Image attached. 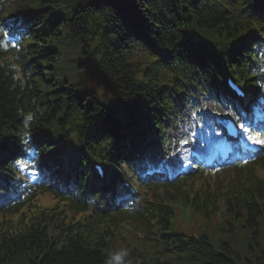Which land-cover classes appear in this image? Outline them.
Returning a JSON list of instances; mask_svg holds the SVG:
<instances>
[{"label": "trees", "instance_id": "16d2710c", "mask_svg": "<svg viewBox=\"0 0 264 264\" xmlns=\"http://www.w3.org/2000/svg\"><path fill=\"white\" fill-rule=\"evenodd\" d=\"M204 1L12 0L10 9L27 14L30 20L26 40L30 44L15 57L23 72L29 71L32 77L26 75L28 84L22 88L14 87L12 77L0 68V137L6 149L15 145L1 158L3 165L9 155L15 156L23 149L19 132L25 125L37 126L35 141L41 146V163L46 170L50 169L46 168L48 151L56 146L57 137L45 130L72 120L92 149L108 136L121 135L111 105L117 103L135 117L146 119L144 103L150 108L155 99L151 90H159L157 97L163 101L165 89L155 58L138 59L141 55L134 54L137 44L146 45L155 57L161 48L173 54L180 50L189 60H210L219 68L216 57H205L199 45L190 44L191 29L226 41L238 38L241 48L230 52L226 67L242 73L244 57L254 41L244 35L249 22L212 15ZM30 9L40 12L28 13ZM11 53L0 50V62H8ZM18 77L23 79L25 75L19 73ZM93 78L103 83L104 100L90 87ZM34 97L42 108L33 103ZM255 166L264 168V157ZM181 179L170 189L182 191L183 199L169 189L166 200L192 202L209 219L218 196L215 199L207 188L194 191L190 189L191 178ZM223 183L229 194L223 199L226 220L221 227L236 243L244 232L242 239L249 242L246 249L234 247L223 238L212 243L209 230L198 235L171 234L173 209L167 205L158 214L142 216V247L132 242L123 229L101 227V232L98 228H81L75 232L60 216L39 217L41 224L31 226L28 233L0 231V264H264V185L259 181L238 186L233 181ZM161 185L153 187L154 198L159 197ZM45 192L49 196L56 193L48 188ZM71 208L81 213L86 207L80 204ZM248 248L252 249L250 253Z\"/></svg>", "mask_w": 264, "mask_h": 264}, {"label": "rangeland", "instance_id": "374dc122", "mask_svg": "<svg viewBox=\"0 0 264 264\" xmlns=\"http://www.w3.org/2000/svg\"><path fill=\"white\" fill-rule=\"evenodd\" d=\"M89 85L91 88L95 89L97 91V94L100 99L104 100L105 99V87L102 82H100L98 79L93 78L92 80L89 81ZM32 133H35L37 131V126L36 124H33L32 127L30 128ZM242 179H246V176H243ZM244 182V181H243ZM205 187H209V183L207 185H204ZM198 190L200 189L199 187L197 188ZM223 211V209H222ZM224 212V211H223ZM187 215V211H186ZM212 219L216 218V215H211ZM209 219H206L202 217V220L195 223L193 220H190V217L184 218L181 213L179 215H175L172 219V226H171V231L173 232H184L188 234H196L198 235L201 232H205L207 230L208 234L210 235V239L213 240V243H216L218 241V238H222L223 235V240H229L234 247H237L239 243H242L244 248L249 242H243L244 240L240 241L239 243L234 242L231 237H230V232H224L220 223L214 222L210 227H209ZM264 226V224H263ZM244 234V232L242 233ZM255 245V248L258 249V247ZM262 247L264 248V234H263V241H262ZM252 249L248 248V252L250 253Z\"/></svg>", "mask_w": 264, "mask_h": 264}, {"label": "bare ground", "instance_id": "6f19581e", "mask_svg": "<svg viewBox=\"0 0 264 264\" xmlns=\"http://www.w3.org/2000/svg\"><path fill=\"white\" fill-rule=\"evenodd\" d=\"M201 138H211V135H208V134H206V133H204L203 134V136L201 137ZM200 138V139H201ZM198 152V151H197ZM179 162V161H178ZM227 162V161H226ZM179 164V163H178ZM224 165H227V166H230V164H229V162H227V163H225ZM170 167H172V166H169L168 168H170ZM182 170V169H181ZM183 174H185V172L182 170L181 171ZM189 174V173H188ZM184 179V178H183ZM180 180H182V179H180ZM191 181H192V179H191ZM197 183H199V184H203L204 183V181H203V179H201V178H197ZM237 184H238V182H237ZM239 185V184H238ZM217 186V182H214V184H212L211 185V187H213V188H215ZM170 191L172 192V193H174L175 195H177V196H179V197H181V199H183L182 197H183V192L182 191H178V190H176V189H174V188H172V189H170Z\"/></svg>", "mask_w": 264, "mask_h": 264}]
</instances>
